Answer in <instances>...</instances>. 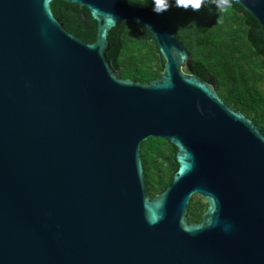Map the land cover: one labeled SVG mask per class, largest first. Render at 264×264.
I'll list each match as a JSON object with an SVG mask.
<instances>
[{"label":"water","instance_id":"1","mask_svg":"<svg viewBox=\"0 0 264 264\" xmlns=\"http://www.w3.org/2000/svg\"><path fill=\"white\" fill-rule=\"evenodd\" d=\"M54 1L0 0V264H264V131L191 73L162 14L60 0L95 21L87 43ZM234 1L264 32V0ZM118 23L149 33L158 78L118 76L107 58ZM149 138L173 145L178 164L153 197ZM192 196L207 206L199 222Z\"/></svg>","mask_w":264,"mask_h":264},{"label":"trees","instance_id":"2","mask_svg":"<svg viewBox=\"0 0 264 264\" xmlns=\"http://www.w3.org/2000/svg\"><path fill=\"white\" fill-rule=\"evenodd\" d=\"M167 3V11L161 14L187 51L191 73L211 84L224 103L264 131V32L254 18L234 0L230 12L222 18L214 5L202 4L194 12L191 8L175 7L174 0ZM51 9L68 32L84 42H94L96 23L85 8L79 14L81 8L77 5L56 0ZM83 14L88 20H83ZM108 40L107 58L119 77L149 82L162 73L165 61L141 26L118 23ZM175 153L176 148L163 139L149 138L141 143L140 157L149 197L171 184L178 168ZM205 206L200 197L192 196L189 222H196Z\"/></svg>","mask_w":264,"mask_h":264},{"label":"clouds","instance_id":"3","mask_svg":"<svg viewBox=\"0 0 264 264\" xmlns=\"http://www.w3.org/2000/svg\"><path fill=\"white\" fill-rule=\"evenodd\" d=\"M174 4L177 8H191V10L194 12L198 11L202 4L204 6L214 5L221 18L224 14L229 13L232 8V0H174ZM151 9L157 14L166 12L168 9L167 0H152ZM137 23L139 24V21H137Z\"/></svg>","mask_w":264,"mask_h":264},{"label":"flooded vegetation","instance_id":"4","mask_svg":"<svg viewBox=\"0 0 264 264\" xmlns=\"http://www.w3.org/2000/svg\"><path fill=\"white\" fill-rule=\"evenodd\" d=\"M123 1H127V0H123ZM139 3H137V2H132V1H130V3H134V4H137V5H142V6H145V7H150L151 8V6H152V0H137ZM146 2V4H141L140 2ZM127 2H129V1H127ZM82 13V8H81V10L79 11V14H81ZM84 14L81 16L82 18H83V20H85L84 19ZM202 202L203 203H205L203 200H202ZM206 207L207 206H205V208H203V211H202V213H201V216H202V214L205 212V210H206ZM201 216H200V218L196 221V222H199L200 220H201Z\"/></svg>","mask_w":264,"mask_h":264}]
</instances>
